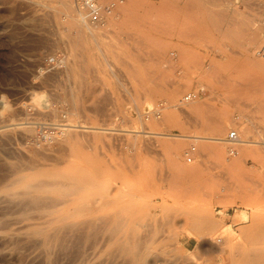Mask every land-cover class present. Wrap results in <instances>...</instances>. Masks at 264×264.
Segmentation results:
<instances>
[{
	"label": "rangeland",
	"instance_id": "obj_1",
	"mask_svg": "<svg viewBox=\"0 0 264 264\" xmlns=\"http://www.w3.org/2000/svg\"><path fill=\"white\" fill-rule=\"evenodd\" d=\"M79 19L76 0H0V264H264V0ZM224 112L221 137L251 142L235 156L207 138ZM36 122L76 127L40 144Z\"/></svg>",
	"mask_w": 264,
	"mask_h": 264
},
{
	"label": "built area",
	"instance_id": "obj_2",
	"mask_svg": "<svg viewBox=\"0 0 264 264\" xmlns=\"http://www.w3.org/2000/svg\"><path fill=\"white\" fill-rule=\"evenodd\" d=\"M123 0H76V5L84 12L86 21L90 25L99 26L105 23L106 17L115 11ZM257 55H264V47L257 51ZM58 55H53L46 59V65L53 66L57 61ZM199 91H190L179 99V104H187L199 97ZM163 103H158L155 107L146 112L145 118L150 116L158 119L161 116L160 109ZM61 123L59 122H36L33 125V140L38 143H49L56 139L59 135ZM264 138V134H263ZM227 145V153L229 156L238 154V148L244 145L245 141L237 127L230 129L226 136L222 139ZM264 145V140L261 142ZM196 155V146L190 145L183 151L182 156L186 162H192ZM264 170V166H263ZM221 237H217L220 240Z\"/></svg>",
	"mask_w": 264,
	"mask_h": 264
},
{
	"label": "bare ground",
	"instance_id": "obj_3",
	"mask_svg": "<svg viewBox=\"0 0 264 264\" xmlns=\"http://www.w3.org/2000/svg\"><path fill=\"white\" fill-rule=\"evenodd\" d=\"M189 6V5H188ZM77 11H78V15H79V17H80V19H79V21H81V22H86V18H85V14H84V12L79 8V6L77 5ZM73 18V17H72ZM73 21H74V19H73ZM76 21H77V19H76ZM77 23V22H76ZM88 23V22H87ZM105 23H103L102 25H99L100 27H102L103 25H104ZM77 25V24H76ZM94 27H97V26H94ZM95 29V28H94ZM103 29V28H102ZM78 31V30H77ZM79 32V31H78ZM81 32H82V34H83V31L81 30ZM97 32V31H96ZM89 33H93V30H89ZM96 35V34H95ZM99 36V35H98ZM153 94H154V92H153ZM174 95L176 94V93H173ZM150 97H151V95H150ZM228 115L229 114H227V113H221V114H219V116H218V118H216L215 120L214 119H211V120H214L213 122H211V124H212V126L210 125V127L211 128H213V134L215 135V136H213V137H207L208 139H210V140H212V141H214L215 143H217V144H215L214 146H213V149H214V152L216 153V155L217 156H221V154L223 153L222 151V148H220L219 147V145L220 144H218V143H222L223 142V137H221V135L223 134V132H224V128L226 127V125L228 124V122L230 121L229 119H230V117L228 118ZM232 122H233V120H232ZM210 123V122H209ZM232 124V123H231ZM17 125V124H16ZM74 127H76V126H73V125H71V124H64L63 125V127H61L60 129H59V131L61 132V133H63V132H70V131H72V130H74L75 128ZM28 128V127H27ZM82 128H84V126L82 127ZM85 128H87V127H85ZM242 128V127H241ZM242 130V129H241ZM243 131V130H242ZM130 132H132V130H130ZM145 133H153V132H145ZM188 137V136H187ZM189 139V138H188ZM190 139H192V140H194V141H200V139H206V137H200V136H190ZM246 141V140H245ZM244 145H251V142L250 141H247ZM211 147V146H210ZM176 154V153H175ZM31 186V185H30ZM29 187V186H28ZM25 189V188H24ZM27 191H28V189H27ZM71 191V190H70ZM25 192H26V190H25ZM66 193V192H65ZM67 195V194H66ZM37 201V200H36ZM75 216V215H74ZM217 241H219V240H217ZM220 242V241H219ZM220 245V244H219ZM227 246H223V249H225ZM141 263V262H140Z\"/></svg>",
	"mask_w": 264,
	"mask_h": 264
}]
</instances>
